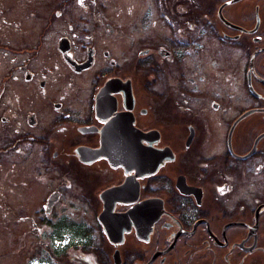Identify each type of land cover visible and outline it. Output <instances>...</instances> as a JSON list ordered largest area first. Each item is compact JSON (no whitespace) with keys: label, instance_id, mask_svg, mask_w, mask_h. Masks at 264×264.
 <instances>
[{"label":"flooded vegetation","instance_id":"flooded-vegetation-1","mask_svg":"<svg viewBox=\"0 0 264 264\" xmlns=\"http://www.w3.org/2000/svg\"><path fill=\"white\" fill-rule=\"evenodd\" d=\"M11 6L0 226L29 222L30 239L11 238L0 264H264V0H143V35L119 55L97 27H68V0ZM94 66L84 89L74 77ZM115 140L140 157H112ZM35 192L36 213L19 201Z\"/></svg>","mask_w":264,"mask_h":264},{"label":"rangeland","instance_id":"rangeland-1","mask_svg":"<svg viewBox=\"0 0 264 264\" xmlns=\"http://www.w3.org/2000/svg\"><path fill=\"white\" fill-rule=\"evenodd\" d=\"M12 4L13 12L12 14L20 15L23 11H31V0H7ZM143 0H68V9H67V25L68 27H97L95 35V42L97 43L98 49L103 47H110L116 45L117 54L121 53L120 46H125L131 41L135 42L137 38L142 36V30L140 27V20L137 18L139 5ZM10 11V10H9ZM38 25V20H36ZM23 25L31 26V20L23 21ZM94 31V29L90 30ZM26 35V34H25ZM90 35V34H89ZM134 38L132 40L131 38ZM28 43H31V36L26 37ZM121 48V47H120ZM97 68L94 66L89 71L84 72L81 75L74 77L76 81L82 85L84 89H91L94 85V74ZM36 150V155H37ZM42 157H31V180L38 177L40 174L37 163L39 160H42ZM11 165V162H7ZM6 168L4 163L0 161V186L7 187L11 184H8L9 175L7 178ZM22 175V173H20ZM41 175V174H40ZM51 175L54 176V170L51 171ZM24 178V177H21ZM43 178V177H42ZM38 179L37 183L34 185L36 189L41 186H45V181L43 179ZM14 179V178H13ZM41 185V186H40ZM32 186V182H31ZM46 188V187H45ZM46 192L37 193L31 195V199L20 198L19 201H35L37 206L31 208L30 210H25V212L35 213L40 207V204L43 202ZM8 201L15 203L16 198L10 195ZM85 205L84 209L87 210L86 200H84ZM37 217V215H36ZM28 223H18L13 226H8L10 232L4 231L2 226H0V251L7 249L8 241L13 238L14 241H17L20 245L22 242H25L27 245L28 240L30 239V228ZM32 240V237H31ZM7 247V248H6Z\"/></svg>","mask_w":264,"mask_h":264},{"label":"water","instance_id":"water-1","mask_svg":"<svg viewBox=\"0 0 264 264\" xmlns=\"http://www.w3.org/2000/svg\"><path fill=\"white\" fill-rule=\"evenodd\" d=\"M63 41H66V39H63ZM89 62H90V59L87 60L86 63H83L80 65V68H86L89 66ZM114 131L115 133L118 135L120 130L114 126ZM116 137V136H115ZM119 140H115L114 143L112 142L111 143V148H112V157H140V153H139V147L137 146H131V155H129L130 153L128 152L129 150V147L127 146V144L125 143H122V142H118ZM133 148H135L137 151L133 150ZM130 151V150H129ZM148 156L147 157H153V151L151 149H149L148 147Z\"/></svg>","mask_w":264,"mask_h":264}]
</instances>
